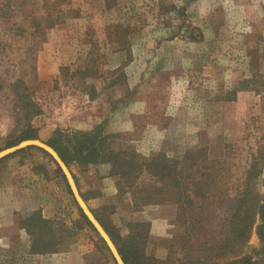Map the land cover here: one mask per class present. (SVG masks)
<instances>
[{
	"label": "rangeland",
	"instance_id": "374dc122",
	"mask_svg": "<svg viewBox=\"0 0 264 264\" xmlns=\"http://www.w3.org/2000/svg\"><path fill=\"white\" fill-rule=\"evenodd\" d=\"M29 128L43 142L58 129L107 138L113 163L69 168L131 264H264L258 216L241 243L230 209L249 154L264 152V0H0V150ZM261 167L250 189L264 201ZM6 183L32 210L30 251L116 264L46 154L2 158ZM157 207L171 218L154 237L137 216Z\"/></svg>",
	"mask_w": 264,
	"mask_h": 264
},
{
	"label": "trees",
	"instance_id": "16d2710c",
	"mask_svg": "<svg viewBox=\"0 0 264 264\" xmlns=\"http://www.w3.org/2000/svg\"><path fill=\"white\" fill-rule=\"evenodd\" d=\"M91 90V91H90ZM88 91V95L90 98L94 97V89L91 88ZM25 139H38L35 130L33 128H29L23 137H21V140ZM107 138L101 137L98 135V132L96 130L93 131H82V130H71L69 132L62 131V130H56L54 134L47 140L44 141L46 144L51 146L60 156V158L63 160V162L68 167L73 179L74 175L72 171L69 168L70 162H76L78 164H84L86 162L91 163H98L100 161H107V162H114L115 157H111V152L108 151V148L105 147L107 143ZM69 146V149H68ZM226 146V154L228 150V145ZM28 147H35L39 149L41 152L46 154L49 158L52 159L53 162L55 160L51 157L50 154H48L45 150L38 148L36 146H28ZM23 149H20L19 151L15 152H21ZM14 153V154H15ZM263 150L257 151L254 153L249 154L247 165H249L248 172L250 173L249 176H247L244 180V185L242 189L238 190V196L235 199L236 202L231 204V208L233 211V214L231 216V223L234 227H237L236 233L234 236V239H239V241L242 243L246 240L248 233L250 232V229L253 227L256 217L258 216L259 222L256 225V231L260 238V240L264 243V201L260 199V195L258 193H254L251 191V181L256 182L259 180L260 175L263 172V169L261 167L262 161H263ZM13 154V153H12ZM114 156H117L115 154ZM193 157H195L193 154L190 153L188 150L185 157L179 161L178 163H184L185 160L189 159L191 160ZM228 157L225 155L224 158L221 159H209L204 155L202 157V161L205 164H208L210 166H220L227 163ZM56 163V162H55ZM58 170L63 176V179L65 183L67 184V189L69 193L72 195V192L68 186L67 180L61 171V169L58 167ZM118 173H121L118 172ZM121 173L120 175H122ZM75 181V179H74ZM260 183H264V179L261 180ZM80 193V192H79ZM81 195V194H80ZM76 202V201H75ZM80 214L82 218L84 219L85 223L94 231L95 228L90 223V221L87 219L81 208L76 203ZM201 207V205H200ZM94 214V212L92 211ZM95 216V214H94ZM96 217V216H95ZM97 219V218H96ZM98 220V219H97ZM44 222V220H42ZM100 222V221H99ZM208 220H203L202 223H206ZM101 223V222H100ZM103 226V224L101 223ZM26 227H28L26 225ZM105 229V227L103 226ZM238 228H240L238 230ZM106 230V229H105ZM107 231V230H106ZM108 233V231H107ZM109 234V233H108ZM232 235L231 233L221 234V243L223 245H226L229 243V236ZM113 242L115 243L114 239L112 238ZM104 243V242H103ZM105 245V243H104ZM116 248L118 250V253L120 254L122 260L125 264H131L128 259V254L126 251H124L121 247H119L116 243ZM221 245V246H223ZM242 245V244H241ZM106 246V245H105ZM107 247V246H106ZM108 249V248H107ZM36 252H39L38 250H33ZM115 261V260H114ZM243 264H252L251 257L245 256L241 258V260L237 261ZM116 263V262H115Z\"/></svg>",
	"mask_w": 264,
	"mask_h": 264
},
{
	"label": "crops",
	"instance_id": "0c3cea01",
	"mask_svg": "<svg viewBox=\"0 0 264 264\" xmlns=\"http://www.w3.org/2000/svg\"><path fill=\"white\" fill-rule=\"evenodd\" d=\"M0 189V264H98L97 259H91L88 251L82 252L78 260H72L66 251L42 252L30 251L32 240L25 226L21 225L23 218L31 216L32 210L25 207V195L18 187L6 183ZM26 200H29L27 197ZM21 206L15 211V206ZM45 219L47 216L42 213ZM138 219L150 222V235L166 234V223L171 215L158 217V207L150 211L140 212ZM165 224H164V223Z\"/></svg>",
	"mask_w": 264,
	"mask_h": 264
},
{
	"label": "water",
	"instance_id": "95a60500",
	"mask_svg": "<svg viewBox=\"0 0 264 264\" xmlns=\"http://www.w3.org/2000/svg\"><path fill=\"white\" fill-rule=\"evenodd\" d=\"M28 146H36L38 148L45 150L48 154L51 155V157L55 160L58 167L63 172L76 203L81 208V210L83 211V213L85 214L87 219L90 221V223L93 225V227L95 228L97 233L100 235L102 240L107 245L108 249L110 250V252H111V254H112V256L116 262V264H125L124 261L122 260L121 256H120V254L118 253L116 246L112 242L111 238L106 233V231L104 230L102 225L98 222V220L96 219V217L94 216L92 211L89 209V207L87 206V204L85 203V201L81 197L79 190L77 188V185H76L68 167L63 162V160L60 158L58 153L51 146H49L48 144H46L45 142H43L39 139H25L16 145H13V146H10V147H7V148L0 150V160L2 158H4L5 156L11 154V153H15V152L19 151L20 149H23V148L28 147ZM230 264H242V263H230Z\"/></svg>",
	"mask_w": 264,
	"mask_h": 264
}]
</instances>
